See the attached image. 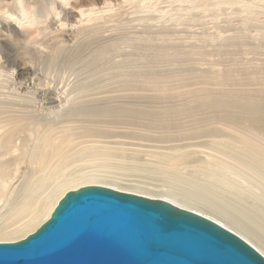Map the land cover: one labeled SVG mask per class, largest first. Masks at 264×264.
Segmentation results:
<instances>
[{
    "label": "rangeland",
    "instance_id": "obj_1",
    "mask_svg": "<svg viewBox=\"0 0 264 264\" xmlns=\"http://www.w3.org/2000/svg\"><path fill=\"white\" fill-rule=\"evenodd\" d=\"M27 1L39 9L43 6L42 0ZM81 1L101 13L93 23L96 29L91 28L94 34L88 31L90 22L85 24L86 27L80 23L82 16L76 10L63 19L64 28L61 30L54 31L55 26L60 25L50 16L48 22L38 18V28H26L23 35L18 37L10 31L0 30V39L10 35H7L12 38L7 41L9 49L17 55L19 62L34 63L38 67L39 82L44 85L56 84L63 77L64 82L57 85H67L66 78L73 80L69 72L74 67L65 65L68 61L64 63L66 68L60 66L58 69L48 67L47 62L39 64L36 56L44 54L45 50L38 53L34 49L36 45L47 46L48 61L53 56V61H58L68 53L81 56L83 61L94 55L96 62L87 72L93 75L90 76L93 78V91L99 99L96 102L98 119L95 118L93 125L106 130L123 126L130 137H119L114 143L112 141L115 139L110 138L113 144L110 146L115 151L121 153L125 150L129 154L131 151L127 149H141L134 156L144 161L150 157L142 151L147 148L152 150L153 145L160 149L166 144L177 147L183 144L181 149L190 152L191 158L212 159L214 153L225 157L213 151L215 141L232 153L242 152L246 139L264 146V138L256 132L258 126L264 129V0ZM11 6L0 5V13L7 11L12 14L14 10L17 11L16 6ZM0 58L3 60L1 54ZM6 68L8 70L0 68V81L7 89L0 90L10 92L8 71L13 68ZM74 70L77 72L76 68ZM3 72H7V75ZM82 76L86 78V75ZM12 93L15 95V92ZM101 111L105 112L101 114ZM114 119H118V123L123 120L122 125L116 124ZM79 130L83 133V129ZM153 174L146 171L125 172L122 175L114 172L111 176L155 191L180 193L179 189L170 187ZM143 180L145 182H141ZM195 202L204 206L199 199ZM212 217L217 223L225 221L220 216ZM245 225L257 234L256 239L251 234L240 232L237 226L231 227L235 234L256 240L255 245L263 250L264 233L250 221Z\"/></svg>",
    "mask_w": 264,
    "mask_h": 264
},
{
    "label": "bare ground",
    "instance_id": "obj_2",
    "mask_svg": "<svg viewBox=\"0 0 264 264\" xmlns=\"http://www.w3.org/2000/svg\"><path fill=\"white\" fill-rule=\"evenodd\" d=\"M27 2V0H0V5H8V8L14 5L17 9L12 14L1 11L0 30L8 33L10 31L18 37L23 35L26 28L39 25L40 19L44 18L48 22L52 16L59 22L60 26L56 25L54 29L58 31L64 28L62 21L77 10L82 16L80 23L84 26L91 23L90 27L88 25L90 29L88 31L91 33V28H95L93 23L101 14L100 11L90 8L91 6L87 7V3L82 4L81 0H42L41 8L44 9ZM7 35L0 39V54L3 57V60L0 58V68L7 69V66H11L13 69L8 71L10 92L0 90V241H14L32 233L50 217L65 193L88 185H99L120 192L163 200L178 209L196 213L212 221L215 220L212 216H220L225 220L218 222L219 225H223L222 227L226 224L227 228L231 224L227 229H231L234 233L232 227L237 226L240 232L251 234L255 239L257 234L245 225L248 221L264 233L263 145L246 139L242 145V152L232 153L223 148L220 142L215 141L213 151L224 155V159L215 153L212 159L191 158L190 152L181 149L183 144L181 147L167 144L162 148L160 146L163 150L156 149L159 146L153 145V147L151 144L156 150L149 148L143 150L142 152L150 157L144 161L135 158V152H141V149H134L135 143H133L134 150L127 149L131 151L129 154L122 148L124 151L121 153L115 151V148L110 146L112 142H116L119 137H130L123 126L119 129L113 126L112 130H106L93 125L98 119L96 102L99 99L93 91V78L90 77L93 75L87 72L92 70L96 62L94 55L83 61L81 56L75 53L72 56L68 53L67 56H62L64 60L59 55L61 58L58 61H53L54 56L48 61L50 57L47 46L33 45L38 53L42 49L45 50L44 54L35 52L38 54L36 57L40 61L37 60L39 64L47 62L48 67L57 69L60 66L64 68L65 65H70L77 70L76 72L72 69L69 72L73 80L68 81L66 78L65 86L57 85L64 82V77V80L56 84L44 85L39 82L38 67L34 66V63L33 65L19 62L17 55L9 49L7 41L12 38ZM60 54L62 55L61 52ZM78 62L80 64L76 66ZM4 73L7 75V72ZM82 75H86V78ZM0 88H6L4 82L1 84L0 81ZM12 92H15V95ZM2 95H13V97H2ZM103 112L101 111V114ZM122 121L120 123L119 120L121 125ZM119 123L117 121L116 124ZM79 129H83V133ZM256 132L258 136L264 138V129L258 126ZM110 138L115 141L110 142ZM145 171L158 175L157 177L170 187L179 189L181 194L172 190L155 191L131 182V184L125 183L127 180L122 182L123 180L118 176H111L114 172L122 175L125 172ZM110 173L112 174L109 175ZM154 177L156 178L155 175ZM197 199L201 200L204 206L197 204L195 202ZM237 235L264 256V249L261 250L255 245L256 240H249L242 234Z\"/></svg>",
    "mask_w": 264,
    "mask_h": 264
},
{
    "label": "water",
    "instance_id": "obj_3",
    "mask_svg": "<svg viewBox=\"0 0 264 264\" xmlns=\"http://www.w3.org/2000/svg\"><path fill=\"white\" fill-rule=\"evenodd\" d=\"M0 264H264L232 231L159 199L71 190L35 231L0 241Z\"/></svg>",
    "mask_w": 264,
    "mask_h": 264
}]
</instances>
